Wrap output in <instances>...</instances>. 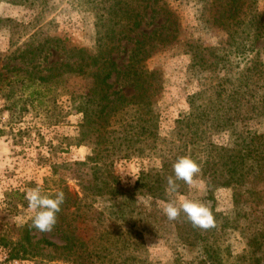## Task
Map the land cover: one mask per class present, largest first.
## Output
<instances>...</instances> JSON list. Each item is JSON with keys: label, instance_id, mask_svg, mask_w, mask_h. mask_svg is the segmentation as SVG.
<instances>
[{"label": "trees", "instance_id": "trees-1", "mask_svg": "<svg viewBox=\"0 0 264 264\" xmlns=\"http://www.w3.org/2000/svg\"><path fill=\"white\" fill-rule=\"evenodd\" d=\"M257 1L197 0L201 4L197 10L200 20L226 29L230 41L220 47L191 44L193 66L216 76L189 97V109L176 120L173 139L159 134L153 97L162 85L158 72L145 62L177 40L176 14L162 0L91 1L96 8V49L91 52L84 47L58 45L67 53L66 62L39 78L65 90V74L85 80L84 90L70 92L74 108L83 114L77 144L94 134L96 146L111 142L116 126L122 127L123 141L129 145L142 144L151 137L159 162L150 169L142 167L135 184L128 186L112 171V162L96 160L97 151L88 161L69 164L75 167L82 195H72L61 175L58 191L65 193V201L54 228L61 233L63 243L48 238L37 241L43 243L39 248L46 256L44 260L62 264H156L146 255L145 235L150 229L137 196L163 199L169 192H184L183 181H176L178 189L169 191L168 177L174 178L173 165L178 157L187 155L201 166L198 175L205 180L208 193L204 200L213 211L216 226L208 230L194 227L184 214L172 221L178 244L175 264H183L179 246L194 252L188 264H226L233 257L226 238L229 230L241 233L247 241V248L237 255L238 264H264V132L257 126L264 120V45L257 47L264 38V12L258 10ZM161 13L166 21L175 20L172 37L155 30L136 39L127 64L120 68L114 51L141 29L147 16L155 18L154 14ZM40 49L41 45L35 48ZM114 76L121 84L118 89L110 81ZM124 87L133 93L126 94ZM220 132L228 133L226 143L208 139ZM138 151H143L142 147ZM89 161L95 164L93 178L84 181L81 169ZM219 187L232 189L234 217L217 210L214 191ZM32 229L27 228L17 242L6 243L11 258L36 256L32 255L36 247Z\"/></svg>", "mask_w": 264, "mask_h": 264}, {"label": "rangeland", "instance_id": "rangeland-1", "mask_svg": "<svg viewBox=\"0 0 264 264\" xmlns=\"http://www.w3.org/2000/svg\"><path fill=\"white\" fill-rule=\"evenodd\" d=\"M91 1L0 0V264H62L59 260H44L42 257L46 256L39 248L43 243L37 244L43 238L62 244L61 233L56 228L51 232L31 230L36 243L32 255L36 256L10 257L11 248L6 243L22 239L25 230L32 226L35 213L29 209L25 198L29 189L39 186L42 193L52 195L60 189L59 178L63 175L70 193L82 195L75 167L69 164L77 160L88 161V157L94 156L96 151V160L100 163L112 162V171L126 186L135 184L142 167L150 169L159 162L152 150L151 137L142 144L129 145L123 141L122 127L116 126V132H113L115 138L110 139L111 142L96 146L94 134V137L77 144L83 114L74 108L70 92L84 90L85 80L78 75L65 74V90L61 86H53L54 83L45 84L39 78L61 62H66L67 53L58 45L84 47L91 52L96 49V8ZM162 2L176 14L178 38L152 54L145 63L158 72L162 85L153 97L159 134L173 139L176 120L189 109V97L202 90L216 76L213 72L193 66L191 44L227 46L230 36L226 29L209 26L200 20L197 10L201 4L197 0ZM256 6L264 12V0H258ZM154 16H147L141 29L114 51L113 57L120 68L127 64L136 39L155 30L172 37L174 18L166 21L162 13ZM150 20H153L152 24ZM48 38L52 40L45 41ZM40 45L42 50H35ZM263 45L264 38L257 47ZM31 81L33 86L28 87ZM110 81L114 89L121 87L115 76ZM123 90L128 95L133 93L128 87ZM257 126L264 132V120ZM208 139L226 143L228 133H213ZM139 147L143 151L139 152ZM94 165L90 162L85 169H81L84 181L93 178ZM194 179L193 185L186 184L184 192H169L163 199L150 195L137 196L139 210L150 229V233L145 235L146 255L156 264H175L174 251L178 245L173 223L163 212L165 205L170 201L178 203L182 197L205 202L207 184L199 175ZM214 196L217 210L229 218L234 217L231 213L232 189L219 187ZM226 238L233 250V257L226 264H238L237 255L247 248V241L241 233L233 230H229ZM178 251L182 252L183 264H188L187 260L194 252L181 246Z\"/></svg>", "mask_w": 264, "mask_h": 264}, {"label": "clouds", "instance_id": "clouds-1", "mask_svg": "<svg viewBox=\"0 0 264 264\" xmlns=\"http://www.w3.org/2000/svg\"><path fill=\"white\" fill-rule=\"evenodd\" d=\"M174 178L168 177V190L176 191L179 185L176 181L193 185L195 177L201 173L200 164L191 156H180L173 165ZM135 179V178H134ZM28 207L35 215L32 218V227L40 232H51L57 223V213L61 211V205L65 201V193L57 191L49 195L42 193L39 186L31 188L25 196ZM163 212L170 221L180 218L183 213L194 227L208 230L216 226V220L209 204L182 197L177 203L168 202Z\"/></svg>", "mask_w": 264, "mask_h": 264}]
</instances>
